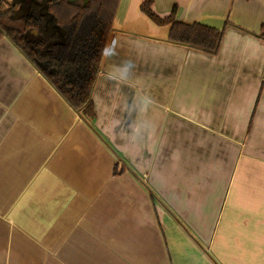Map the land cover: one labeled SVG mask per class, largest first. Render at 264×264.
I'll return each instance as SVG.
<instances>
[{
    "label": "crops",
    "instance_id": "1",
    "mask_svg": "<svg viewBox=\"0 0 264 264\" xmlns=\"http://www.w3.org/2000/svg\"><path fill=\"white\" fill-rule=\"evenodd\" d=\"M113 26L93 124L0 38V264H264V0H120Z\"/></svg>",
    "mask_w": 264,
    "mask_h": 264
},
{
    "label": "trees",
    "instance_id": "2",
    "mask_svg": "<svg viewBox=\"0 0 264 264\" xmlns=\"http://www.w3.org/2000/svg\"><path fill=\"white\" fill-rule=\"evenodd\" d=\"M119 2L25 0L22 4L28 14L20 19H13L15 7L0 12V38L10 40L89 124L97 117L92 94L105 62L101 49L110 44L116 31L113 21ZM141 9L156 25L170 28V42L212 55L218 53L223 31L179 22L175 9L169 16L160 17L149 2ZM260 35L264 39V28ZM118 173L116 166L114 174ZM172 216L182 226L177 217ZM191 238L198 244L193 236Z\"/></svg>",
    "mask_w": 264,
    "mask_h": 264
},
{
    "label": "clouds",
    "instance_id": "3",
    "mask_svg": "<svg viewBox=\"0 0 264 264\" xmlns=\"http://www.w3.org/2000/svg\"><path fill=\"white\" fill-rule=\"evenodd\" d=\"M117 54L116 52V47L112 44H106L102 49H101V56L104 58L105 61L109 60L113 56ZM122 67L124 69V76L126 77L131 70L135 68L134 64L131 61H125L122 64Z\"/></svg>",
    "mask_w": 264,
    "mask_h": 264
},
{
    "label": "water",
    "instance_id": "4",
    "mask_svg": "<svg viewBox=\"0 0 264 264\" xmlns=\"http://www.w3.org/2000/svg\"><path fill=\"white\" fill-rule=\"evenodd\" d=\"M68 1L73 3L79 0H68ZM87 1L88 0H84V3H86ZM22 3H23V0H14L13 3H11V7H15L16 5H19V8L15 11L13 15V19H20L21 17L26 16L28 14L26 6L23 5Z\"/></svg>",
    "mask_w": 264,
    "mask_h": 264
},
{
    "label": "rangeland",
    "instance_id": "5",
    "mask_svg": "<svg viewBox=\"0 0 264 264\" xmlns=\"http://www.w3.org/2000/svg\"><path fill=\"white\" fill-rule=\"evenodd\" d=\"M14 0H1L0 1V12H3L11 7V3H13ZM24 3V0H23ZM19 8V5L15 6V9L17 10Z\"/></svg>",
    "mask_w": 264,
    "mask_h": 264
}]
</instances>
